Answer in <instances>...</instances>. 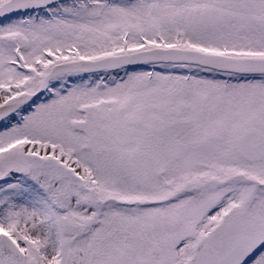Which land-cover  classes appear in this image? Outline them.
Masks as SVG:
<instances>
[{
  "label": "snow or ice",
  "instance_id": "obj_1",
  "mask_svg": "<svg viewBox=\"0 0 264 264\" xmlns=\"http://www.w3.org/2000/svg\"><path fill=\"white\" fill-rule=\"evenodd\" d=\"M0 264H264V0H0Z\"/></svg>",
  "mask_w": 264,
  "mask_h": 264
}]
</instances>
